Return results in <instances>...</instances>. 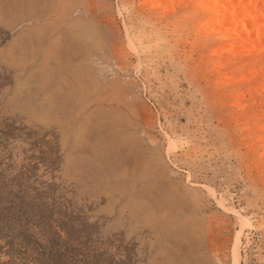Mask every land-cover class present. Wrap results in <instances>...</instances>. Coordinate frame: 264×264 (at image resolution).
Listing matches in <instances>:
<instances>
[{"label": "rangeland", "instance_id": "1", "mask_svg": "<svg viewBox=\"0 0 264 264\" xmlns=\"http://www.w3.org/2000/svg\"><path fill=\"white\" fill-rule=\"evenodd\" d=\"M216 17L0 0V264H264V33Z\"/></svg>", "mask_w": 264, "mask_h": 264}, {"label": "bare ground", "instance_id": "2", "mask_svg": "<svg viewBox=\"0 0 264 264\" xmlns=\"http://www.w3.org/2000/svg\"><path fill=\"white\" fill-rule=\"evenodd\" d=\"M227 37H252L264 33V12L256 0H207Z\"/></svg>", "mask_w": 264, "mask_h": 264}]
</instances>
